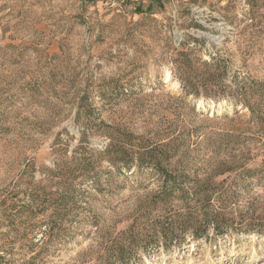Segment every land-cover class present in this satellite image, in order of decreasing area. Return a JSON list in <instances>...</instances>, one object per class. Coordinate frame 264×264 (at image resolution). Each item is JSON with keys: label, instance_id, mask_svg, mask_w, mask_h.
Returning a JSON list of instances; mask_svg holds the SVG:
<instances>
[{"label": "rangeland", "instance_id": "1", "mask_svg": "<svg viewBox=\"0 0 264 264\" xmlns=\"http://www.w3.org/2000/svg\"><path fill=\"white\" fill-rule=\"evenodd\" d=\"M0 264H264V0H0Z\"/></svg>", "mask_w": 264, "mask_h": 264}]
</instances>
